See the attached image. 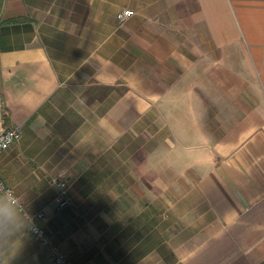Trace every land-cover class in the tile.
<instances>
[{"label": "crops", "instance_id": "0c3cea01", "mask_svg": "<svg viewBox=\"0 0 264 264\" xmlns=\"http://www.w3.org/2000/svg\"><path fill=\"white\" fill-rule=\"evenodd\" d=\"M0 94V176L72 264H264V0H0Z\"/></svg>", "mask_w": 264, "mask_h": 264}, {"label": "clouds", "instance_id": "9594fccd", "mask_svg": "<svg viewBox=\"0 0 264 264\" xmlns=\"http://www.w3.org/2000/svg\"><path fill=\"white\" fill-rule=\"evenodd\" d=\"M40 232L30 204L15 187L0 184V264H18L32 235Z\"/></svg>", "mask_w": 264, "mask_h": 264}, {"label": "built area", "instance_id": "2783aa9c", "mask_svg": "<svg viewBox=\"0 0 264 264\" xmlns=\"http://www.w3.org/2000/svg\"><path fill=\"white\" fill-rule=\"evenodd\" d=\"M135 11L131 8H123L117 13L119 21H124L129 16L133 15ZM9 109L3 96L0 94V155L12 146L21 136V126L18 123L8 121ZM55 179V183L52 180ZM51 183L57 188L56 203L58 208H64L70 203L69 188L70 182L68 179V173L66 170L58 171L51 179ZM0 184L8 185L4 179L0 176ZM9 186V185H8ZM34 215L36 222L38 223L41 232L34 233L32 237L42 247H46L50 250L53 264H72L70 259L61 251L50 239L44 225V213L43 211H31Z\"/></svg>", "mask_w": 264, "mask_h": 264}, {"label": "rangeland", "instance_id": "374dc122", "mask_svg": "<svg viewBox=\"0 0 264 264\" xmlns=\"http://www.w3.org/2000/svg\"><path fill=\"white\" fill-rule=\"evenodd\" d=\"M33 238V237H32ZM40 245V244H39Z\"/></svg>", "mask_w": 264, "mask_h": 264}]
</instances>
